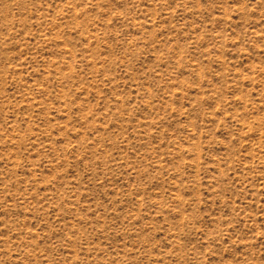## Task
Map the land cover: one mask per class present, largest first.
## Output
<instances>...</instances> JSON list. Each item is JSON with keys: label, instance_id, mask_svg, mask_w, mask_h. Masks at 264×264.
I'll use <instances>...</instances> for the list:
<instances>
[{"label": "rangeland", "instance_id": "rangeland-1", "mask_svg": "<svg viewBox=\"0 0 264 264\" xmlns=\"http://www.w3.org/2000/svg\"><path fill=\"white\" fill-rule=\"evenodd\" d=\"M0 264H264V0H0Z\"/></svg>", "mask_w": 264, "mask_h": 264}]
</instances>
